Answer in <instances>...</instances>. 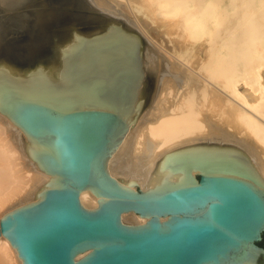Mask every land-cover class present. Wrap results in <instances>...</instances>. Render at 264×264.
<instances>
[{"label": "bare ground", "instance_id": "bare-ground-1", "mask_svg": "<svg viewBox=\"0 0 264 264\" xmlns=\"http://www.w3.org/2000/svg\"><path fill=\"white\" fill-rule=\"evenodd\" d=\"M65 65L95 83L76 106L102 99L125 119L106 161L121 186L246 168L264 189V0H0V81L60 82ZM39 151L0 113V218L53 185L33 160ZM79 202L94 210L99 199L83 190ZM0 264H22L3 237Z\"/></svg>", "mask_w": 264, "mask_h": 264}, {"label": "water", "instance_id": "water-1", "mask_svg": "<svg viewBox=\"0 0 264 264\" xmlns=\"http://www.w3.org/2000/svg\"><path fill=\"white\" fill-rule=\"evenodd\" d=\"M65 67L71 76L60 82L0 81V113L39 148L33 160L54 179L38 201L0 218V237L22 264H264V189L249 169H190L185 183L148 191L121 186L106 161L125 119L100 98L76 106L95 83ZM83 190L99 199L96 209L81 206ZM126 213L146 220L124 224Z\"/></svg>", "mask_w": 264, "mask_h": 264}, {"label": "rangeland", "instance_id": "rangeland-1", "mask_svg": "<svg viewBox=\"0 0 264 264\" xmlns=\"http://www.w3.org/2000/svg\"><path fill=\"white\" fill-rule=\"evenodd\" d=\"M0 213L2 214V213H3V210H0ZM1 214H0V215H1ZM124 224H125V223H124ZM261 246H262V245H261Z\"/></svg>", "mask_w": 264, "mask_h": 264}]
</instances>
